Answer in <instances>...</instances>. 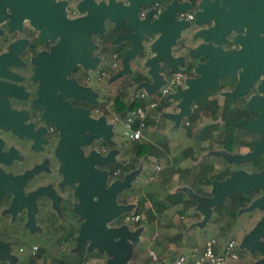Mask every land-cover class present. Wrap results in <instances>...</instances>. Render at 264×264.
<instances>
[{
	"label": "flooded vegetation",
	"instance_id": "af4514ba",
	"mask_svg": "<svg viewBox=\"0 0 264 264\" xmlns=\"http://www.w3.org/2000/svg\"><path fill=\"white\" fill-rule=\"evenodd\" d=\"M111 1L0 0V250L3 254L8 252L15 260L22 257L19 253L20 246H25V250L37 246L34 254L28 253L26 256L27 264H30V260L34 261L33 264H59L60 260L77 254L75 248L87 217L78 208L79 182L66 181L64 158L66 155L71 158V154L66 147L61 149L64 157L58 150L62 139L67 135L64 131L65 123L79 125L82 120L84 122L85 119L102 116L105 118L104 124L113 122L108 110L110 102H105L106 97L111 94L112 62L116 60L120 66L118 51L124 54L131 43L115 40L120 33L129 32L125 24L117 28L105 18L102 30H94L93 18L105 17L108 13L106 7ZM113 1L123 3L126 0ZM167 1L176 4L179 18L189 23L188 28L181 31L176 46L171 50L174 57L184 56L183 65H171V74L182 70L186 83L194 76L192 74L196 62L206 61L204 57L193 60L187 55V50L195 44L194 19L201 0ZM217 2L222 6L221 0ZM190 13L191 19L188 18ZM83 19L87 22L81 21ZM198 42L201 40H197L196 44ZM224 46L229 47L227 44ZM77 52L79 55L87 54L91 58H98V61L108 59L110 66L97 69L87 66L84 59L77 57ZM68 64L73 68L63 77L48 80L53 65H59L58 71L61 72ZM39 65L44 68L41 74L37 71ZM168 70L169 65L162 62L161 71L164 73ZM263 81L264 73H260L236 99L228 96L227 92L236 89L238 75L221 78L219 86L215 88L218 90L217 94L223 97V102L227 97L236 102L243 101L241 110L250 112V117L246 120H254L261 111L248 108L247 101L253 96L264 97ZM47 85L54 91L53 97H61L65 107L56 105L53 98H40L43 86ZM76 91L86 94L85 97L77 96ZM218 95L211 97L218 99L220 104ZM173 100L176 102V108H173L179 109V100ZM198 102H193L192 112L197 108ZM47 104H51L50 109ZM50 111V115H54L63 124L61 127L51 120ZM114 121L121 120H116L114 114ZM240 126L236 132L242 143L237 145L247 148L246 153H243L247 154L253 151L257 141L264 139V133ZM83 133L87 141L82 144L78 142L77 146L84 159L93 152L103 158L110 157L114 149L126 152L124 146L128 138L125 136L119 142L110 143L104 137L91 136L89 130ZM229 153L238 155L234 153V149ZM219 154L224 162L234 165L232 172L240 169L250 173L264 170V151L253 160L244 162L230 161L225 155ZM125 161L127 160L122 158L113 161L110 157L101 165L88 162L87 167L89 170L104 172L107 177L105 188H108L111 175L120 179L127 176L128 170L122 171V168L112 173L115 166L124 164ZM243 163H250L253 169L248 170L243 167ZM121 190L116 196L118 206H122L126 200ZM257 191L262 194V188L253 189V192ZM97 199L94 196L92 201ZM113 219V227L121 228L128 220L127 212L121 211ZM111 220L107 221L109 227ZM119 240L124 239H114L116 242ZM84 243L86 247L91 241L87 239ZM103 255L100 263L95 264H110L112 256L105 250Z\"/></svg>",
	"mask_w": 264,
	"mask_h": 264
},
{
	"label": "water",
	"instance_id": "95a60500",
	"mask_svg": "<svg viewBox=\"0 0 264 264\" xmlns=\"http://www.w3.org/2000/svg\"><path fill=\"white\" fill-rule=\"evenodd\" d=\"M220 6L217 0H201L199 11L194 19L196 31L194 33L195 44L187 50L190 59L197 60L204 57L206 61H198L194 67L196 76L186 81L185 87H178L175 92L167 95L168 99H178L179 112L175 114L176 119H182L192 112L193 102L200 101L203 92L207 89L219 86L221 78H228L238 75L239 82L234 91L227 92L228 96L236 99L260 74L264 73V0H221ZM176 4L167 0H126L125 2L111 1L106 7L108 11L105 17L93 18L94 30L101 31L105 18L113 23L115 27L125 24L129 32L120 33L116 41L126 40L131 43L122 58V69L116 76H123L133 68L132 59L138 56L147 57L145 66L149 68L150 81L146 83V91L153 94L165 83L161 63L169 65L184 64V56L174 57L171 50L176 46V41L181 35V31L188 28L189 23L180 19ZM84 23L87 22L83 19ZM209 23H212L209 25ZM201 40V42H197ZM227 44L229 47H225ZM78 54V52H77ZM80 59L85 60V65L95 68L98 58L78 54ZM186 57V56H185ZM49 72L51 79L63 77L71 64L65 66L63 71H58L59 65H53ZM44 69V68H43ZM39 65L38 74L43 73ZM264 89V81L262 82ZM40 98H53V102L61 107V97H53V90L49 85L43 86ZM70 93V92H69ZM77 96L84 98L86 94L75 92ZM135 96H137L135 94ZM51 107V104H47ZM247 107L261 111L259 117L254 120L243 119L240 125L245 128L264 133V97L253 96L247 101ZM68 109V108H67ZM51 111L49 112V115ZM50 118L59 127L61 124L54 115ZM105 118L85 119L77 123H65L64 131L67 132L65 138L59 145V153L62 154V147H66L68 155L65 156L64 169L67 171L66 181H78L77 193L80 197L79 211L87 217L81 228L80 241L84 243L90 239L91 248L105 250L112 259L110 264H124L128 261L132 246L130 243L115 238H125L129 234L123 227H109L107 221L116 217L121 211L129 209L127 206H118L116 202L117 193L129 184L127 179L124 183L113 182L105 188L107 181L106 174L97 169L89 170L87 165L104 164L110 157L103 158L97 152H93L88 158L82 157V151L77 146L86 143L87 137L84 131L89 130L93 137H104L109 140L111 132L109 124H104ZM85 141V142H84ZM261 151H264V139L257 141L252 152L247 154L231 155L227 151H219L230 161L244 162L253 160ZM64 157V156H63ZM134 177V173H129L127 178ZM212 196L202 197L199 194H191L198 200V208L206 214L205 219L211 216V207L224 202L228 193L235 190L250 195L254 188H262V194L252 201V206L264 208V170L260 172H247L245 170H235L225 179L214 181ZM98 197L93 202V197ZM244 209V208H243ZM243 209L241 211H243ZM264 217L245 236L244 247L257 250L263 257L253 264H264ZM2 260H8L14 264L13 256L5 252L1 253ZM126 264V263H125Z\"/></svg>",
	"mask_w": 264,
	"mask_h": 264
},
{
	"label": "rangeland",
	"instance_id": "374dc122",
	"mask_svg": "<svg viewBox=\"0 0 264 264\" xmlns=\"http://www.w3.org/2000/svg\"><path fill=\"white\" fill-rule=\"evenodd\" d=\"M141 61V67L140 71L135 73L134 68L126 73L125 75L119 77L116 76V74L119 72H115L112 75L111 78V94L115 95L117 92V83L121 82L123 77L126 80L131 79L134 77V75H138L139 73L146 74L151 78L149 68L145 66V61L147 57H141L138 56L136 59H132L134 62L137 60ZM107 66H110V61L108 59L102 60L100 59L96 65L95 69L101 67L106 68ZM122 67L120 68L121 71ZM196 76V74H192ZM163 77L165 79V74L163 73ZM165 81V80H164ZM141 82H134L129 88L127 89V97L126 99H129L133 96L138 95L142 91L147 89L146 83ZM176 91V90H175ZM218 90H216L212 95L217 96ZM219 100H221L220 108H222V98L220 95H218ZM100 98H98L97 102H99ZM103 100V96L101 98ZM171 101L170 106H168L164 110H160L158 112H164L157 114L158 120V126H161L163 130H171V166L176 168V172H174L173 175H171V189L173 191H176V189H184L188 190L191 194H197L196 191L197 188H201L200 185H196L192 187V180L186 181L183 177V171L185 168H190L194 171H197L201 164L203 163H209L210 160L216 161V169L212 170L211 172H222L225 170H231L234 165L230 164L228 162H224V159L220 157L219 151L224 149V146L222 144V138L224 136V132L220 129V122H215L210 118V115L208 113L203 114V116L193 122L185 123L184 117L182 119H176L174 116L179 112V109H175L176 102L172 98L169 99ZM174 102H173V101ZM173 102V103H172ZM103 104V101L101 102ZM175 107V108H173ZM110 116L113 120L109 124L110 132H111V138L108 140L110 143L113 142H119L123 138L124 134V123L122 121H114V114L115 116L118 115V113L114 112L112 109V103L110 102L109 107ZM214 122V132L216 135V141L213 144H210V142L207 139L202 138V129L205 127V125H208L209 123ZM240 133H242V130H239ZM145 136L143 138V142L146 141H154L155 138L151 134V132L145 131ZM129 139L127 140V142ZM113 152V161L119 160L122 158V160H127L129 162L128 167V173H134V177L127 178L125 176L124 178L120 179L116 177V175H111L108 181L109 187L113 182L118 183H124L129 180V184L122 188L121 191H123V196L126 198L124 202V206L129 207V209L125 210L124 212H127V216H131L132 214H137L138 208H139V201H144V205L142 208H140L141 213V219L144 220V223H135L134 220L128 219L126 223L123 225V228H125V231L129 234V236H126L124 238V241L128 242L132 246V253L135 254L140 253L142 250L146 254H150L152 257L151 251L155 252L156 256L158 257V251L151 248L150 243L151 240L154 237L159 236L162 231H174L176 232H183L184 233V246L183 247H176L175 245H170V248L172 247L174 251L177 252V255L180 253H185L190 260H192L204 247L205 241L210 238L211 236H214L218 234L219 238L224 240L223 242H227L230 239L235 238L237 242V251L239 254V258L236 261H230L229 264H253L255 263V259L257 256L259 258L263 257V254H254L257 250H251L248 248H242L244 247V239L245 236L258 224V222L264 217V208H260L257 206H252V201L255 200L257 197L261 195L259 191L252 192L250 194V202L248 205L237 215L236 219L232 220V224H229V217L226 213L223 211L221 212H215L214 207H211V216L209 218L205 219L206 214L199 210L198 208L189 209L186 213H181V206H170V209L168 211H163L161 213H158L156 215V218L153 220H149L147 218V212L148 210L152 209V199L149 197V194L153 189L157 188L158 184L154 182L153 179V172L156 168L154 161L150 162L147 161V159L143 163L140 162L142 158L137 157L133 153H127V152H119L118 150L114 149ZM191 150L192 154H189L188 156H183V151ZM117 151V153H116ZM239 151V152H238ZM247 148H242L239 145L234 146V153H246ZM221 158V159H219ZM164 159L162 160V163H164ZM243 167L247 168L248 170H251V164L250 163H243ZM143 166V169L141 167ZM253 169V168H252ZM175 170V169H174ZM167 172V170H166ZM169 173V172H168ZM175 175V176H174ZM183 175V176H182ZM168 179H166V184L170 181L169 177L170 174H167ZM191 179V178H190ZM141 189V190H140ZM203 189L211 194H208L206 196L200 195L202 197H210L212 196V189L213 184L205 185ZM151 191V192H150ZM156 195V194H155ZM163 196V195H162ZM145 199V200H144ZM226 204H230V199H225ZM115 224V220L112 219L109 223L110 227H113ZM217 236V235H216ZM264 240V236H263ZM97 251V253H100L98 248H94V253ZM241 252V253H240ZM93 253V252H92ZM254 254V255H253ZM153 259V257H152ZM128 261H125L124 264ZM155 261V259H153ZM153 261H151L149 264H152ZM133 264V263H132ZM136 264V263H135ZM140 264V263H137Z\"/></svg>",
	"mask_w": 264,
	"mask_h": 264
},
{
	"label": "trees",
	"instance_id": "16d2710c",
	"mask_svg": "<svg viewBox=\"0 0 264 264\" xmlns=\"http://www.w3.org/2000/svg\"><path fill=\"white\" fill-rule=\"evenodd\" d=\"M118 57L119 61L121 62L120 66L118 68H112L111 67V73L112 75L119 71L122 67V58H123V52L118 51ZM169 73H171V70H169ZM151 78L146 75L139 73L137 76L132 77L129 80H126L124 77L119 80L120 83H117V92L115 95H110L109 97H106L105 102L112 103V109L114 112L118 113L120 116H126L130 114L132 111L137 109L139 106L144 105L143 99H141L139 96H133L129 99H126L127 97V89L129 86H131L134 82H141V81H150ZM216 88L213 89H207L203 92L201 100L197 103V108L191 112L188 116L184 117L185 123H190L193 121H196L200 119L203 114L208 113L210 115V118L215 122H220V129L224 132V136L222 138V144L224 146V149L228 152H232L234 149V146L238 143H242L241 137L237 134V129L240 128V121L243 119H247L250 117V112L241 110V106L244 105L243 101H234L231 97H227L226 100L223 102L222 108H220V104L218 99L212 98V94L216 91ZM171 101L166 97L162 96L159 99V104L157 106L158 110H162L168 106H170ZM153 123V120L151 117L146 118V128L150 129V125ZM214 122L209 123L208 125H205V127L202 129V138L207 139L210 144H213L216 141V135L214 132ZM124 149L127 153H133L139 158L149 159L150 157H157L162 152V149L158 146L152 144L151 142H142L141 140H129L126 142ZM183 156H188L189 154H192L191 150L183 151ZM129 162L125 161L124 164L115 166L112 169V173L114 171L119 170V168H122V171H127L129 167ZM214 169V165L211 163H203L200 165L198 172L193 177L192 181V187L196 185H209L212 184L214 181H220L225 179L227 176H229L232 171L229 169L218 172L215 174H210V172ZM167 170V172H166ZM169 172V173H168ZM175 172L174 168L171 166V168L162 170L160 174H163L166 176L167 174L173 175ZM191 169L185 168L183 171V174L185 176V180H189ZM183 176V175H182ZM196 191L199 195H208L211 193L206 192L202 188H197ZM149 197L152 199V209L148 210L147 212V218L149 220H153L156 218V215L158 213L163 212L166 210L167 205L166 202L170 205H181V213H186L189 209H194L198 205V200L194 196H191L186 191H179L177 193H166L162 198H157L154 192H151L149 194ZM226 198L230 199V204H226L225 201L221 202L217 206L214 207L215 212H221L223 211L228 215V219L230 221L229 224H232V220L236 219L237 215L241 212L243 208H245L248 203L250 202V195H247L243 192H239L237 190L230 192L227 194ZM145 200V199H144ZM144 201H139V208L137 211L140 212V208L142 206ZM140 224L144 223L143 219H140L138 222ZM174 231H162V233L154 237L151 240L150 246L151 248L158 251V257L155 261H153L150 254H146L144 250H142L140 253L135 254L134 252H131V255L129 257V264H149L151 261H153L152 264H173L175 259L178 257L177 252L174 251V249L170 245H175L176 247H183L184 246V233L183 232H176ZM217 235V236H216ZM217 238V244H215V250L219 251L221 246L225 243L223 242L221 238H219L218 234H216ZM235 239V238H233ZM77 254L76 256H70L69 258L63 259L59 261V264H95V262L101 261L103 258V252L104 250L99 249L102 253H97V251L94 253V248H91L90 245H87L85 247V243H81L79 239V243L76 246ZM93 252V253H92ZM254 254H261L259 251H253ZM241 253V252H240ZM253 254V255H254ZM259 256L255 259L258 261ZM255 261V262H256ZM30 264H33L34 261L30 260ZM230 263V262H229Z\"/></svg>",
	"mask_w": 264,
	"mask_h": 264
},
{
	"label": "built area",
	"instance_id": "2783aa9c",
	"mask_svg": "<svg viewBox=\"0 0 264 264\" xmlns=\"http://www.w3.org/2000/svg\"><path fill=\"white\" fill-rule=\"evenodd\" d=\"M188 18H192V14H188ZM117 61L112 62V68H118ZM165 83L158 91L149 94L146 90L139 93V96L144 101V105L139 106L126 116H115L116 120H121L124 123V136L129 140H143L146 131V118L151 117V113L157 109L159 99L162 96H167L169 93L174 92L178 87H185L184 72L182 70L175 71L174 73L165 74ZM141 218V213L132 214L127 216V219L137 221ZM217 238H210L204 245L203 249L192 259L185 253H180L175 259L173 264H229L230 261H236L239 258L237 251V242L235 239H230L224 243L219 251L215 250ZM37 246L25 250V246H20L19 253L21 258L16 259L14 264H27L26 256L28 253L34 254ZM153 259H157L155 252L151 251ZM0 264H11L8 260L0 258Z\"/></svg>",
	"mask_w": 264,
	"mask_h": 264
},
{
	"label": "crops",
	"instance_id": "0c3cea01",
	"mask_svg": "<svg viewBox=\"0 0 264 264\" xmlns=\"http://www.w3.org/2000/svg\"><path fill=\"white\" fill-rule=\"evenodd\" d=\"M141 61L140 59L137 60L136 62H134L133 60L131 61V66L134 68V71L135 73H137L138 71H140V64ZM171 70V69H170ZM169 73V70L164 72V74H167ZM136 76V75H134ZM167 97V96H166ZM167 108V107H166ZM164 108V109H166ZM162 109V110H164ZM161 110V111H162ZM160 110L156 109L154 110L152 113H151V118L153 120V123L150 125V129H146L147 132H151V134L154 136L155 140L154 141H146V142H151L152 144L158 146L159 148L162 149V152L159 154V156L157 157H150L149 159H147V161H150V162H153L155 163V170L154 172L152 173L153 174V179H154V182L156 184H158L157 188L153 189L152 191H154V193L156 194L157 198H162L166 193L170 192V193H177L179 191H186L184 189H176V191H173L171 189V174H170V181H168L169 183L166 184V179H168V176H164L163 174H160L162 170H165V169H168V168H171V130H163L161 128V126H158V117H157V114L159 113H164V112H158ZM158 118V119H157ZM142 141V140H141ZM143 142V141H142ZM164 159V163H162V160ZM221 159V158H219ZM143 160L145 161L146 159L142 158L140 160L141 163H143ZM211 164L214 165V169H216V161L215 160H210ZM175 169V172H176V168L175 166L173 167ZM141 169H143V166L141 167ZM199 169V168H198ZM198 172L197 171H194L191 169V172H190V175H189V180L193 181V177L195 176V174ZM215 173H218V172H210V174H215ZM175 176V175H174ZM185 178V176H183ZM191 178V179H190ZM191 181V182H192ZM201 188L203 189V187L205 185H200ZM151 192V191H150ZM187 192V191H186ZM163 195V196H162ZM166 205H167V208L165 211H168L170 209V206H179V205H170L169 203L166 202ZM181 206V205H180ZM179 206V207H180ZM212 237H215L216 236H211L210 238ZM208 238L205 243L210 239ZM205 245V244H204Z\"/></svg>",
	"mask_w": 264,
	"mask_h": 264
}]
</instances>
